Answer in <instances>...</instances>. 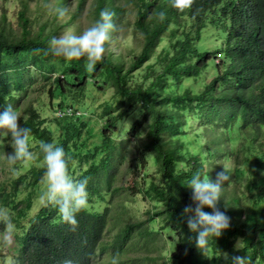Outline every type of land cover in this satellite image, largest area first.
Wrapping results in <instances>:
<instances>
[{"label":"trees","instance_id":"1","mask_svg":"<svg viewBox=\"0 0 264 264\" xmlns=\"http://www.w3.org/2000/svg\"><path fill=\"white\" fill-rule=\"evenodd\" d=\"M217 1L221 12L216 0H197L186 11L171 0H34L32 9L20 0L12 21L0 14V110L23 104L18 123L31 130L34 154L16 162L15 175L5 176L0 162V207L13 228L6 242L0 223V248L8 250H1L0 264H93L108 251L144 252L130 264H154L159 256L150 249L160 242L167 245L163 264H232L235 256L264 264V49L254 50L257 32L243 16L252 11L264 29V0ZM60 8L65 13L57 17ZM101 9L113 13L115 28L92 71L83 56L46 51L52 36L81 34ZM83 13L84 28L75 24ZM249 72L255 76L245 79ZM27 86L33 96L23 102ZM106 89L111 96L97 106L96 90ZM47 110L53 118L42 114ZM42 140L64 148L71 177L88 179V206L75 214L74 227L39 203L46 184ZM7 149L0 145V161ZM127 160L130 176L123 181ZM223 170L229 179L216 207L229 227L203 253L186 226L185 183L193 172L214 180ZM129 178L137 181L134 194L149 202L145 218L124 212L134 188ZM115 255L102 263L122 264Z\"/></svg>","mask_w":264,"mask_h":264},{"label":"clouds","instance_id":"2","mask_svg":"<svg viewBox=\"0 0 264 264\" xmlns=\"http://www.w3.org/2000/svg\"><path fill=\"white\" fill-rule=\"evenodd\" d=\"M196 1L171 0V5L186 11L193 9ZM237 1L246 4L248 0ZM216 4L221 12L222 7L219 6L217 0ZM64 13V8L56 10L57 17L63 16ZM158 16L163 19L164 12L161 11ZM243 16L246 21L250 20V31L255 30L257 32L254 50L257 48L264 49V29L254 22V13L250 11ZM112 17L113 13L110 10L101 9L98 18L81 34L52 36L48 41L46 51L53 56H62L65 59L83 56L87 61L85 64L86 70L92 71L94 64L101 59L105 51V41L108 39L109 32L115 28ZM254 76L249 72L247 77L244 76V78ZM259 97L262 100L263 96L259 95ZM20 118V114L11 104H6L0 110V145L7 143L11 148L10 152L5 153V161L8 165V171L12 175H15L16 162L34 159L28 141L31 130L18 123ZM38 148L42 154V167L46 177L45 187L38 195L39 203L42 206L55 207L61 220L74 227L77 223L75 214L88 206L89 194L86 187L88 179L87 177L75 179L68 174L67 166L70 157L64 148L55 141L42 140ZM228 179L229 175L225 170L218 172L214 180L204 178L199 171H196L185 183L191 189L189 196L191 203L183 208V213L187 215L186 226L189 233H194V246L203 253L207 250L212 238L216 239L224 229L229 227V217L224 211L216 207L217 200L221 197L223 182ZM205 207L210 211H205ZM0 223L4 224L6 228L2 234L3 240L10 242L13 228L6 207H0ZM103 253H109V251ZM99 254L102 253L96 255ZM64 264H71V261L66 260ZM232 264H248V258L232 257Z\"/></svg>","mask_w":264,"mask_h":264},{"label":"rangeland","instance_id":"3","mask_svg":"<svg viewBox=\"0 0 264 264\" xmlns=\"http://www.w3.org/2000/svg\"><path fill=\"white\" fill-rule=\"evenodd\" d=\"M19 3L20 0H0V14H5L6 16V20L7 22L12 21L15 17L16 14V10L19 8ZM28 5L29 8L32 9L33 6L35 5L34 0H28ZM75 24H77L78 26H82L83 28L86 26L87 24V19L85 17V14L83 13L80 17L78 22H76ZM63 34H69V30H65L63 31ZM128 33H130V31H128ZM113 50H115V48H113ZM32 68H30L31 70ZM28 95L26 98L23 99V102H27L28 99L32 98L33 96V92L31 90V88L29 86L26 87ZM96 99L94 102L97 103V106L99 105V102L104 100V98H108L111 96V92L110 90L106 89L104 92L98 91L96 90ZM23 105V104H22ZM22 105L20 106V110L17 111L20 115L22 113ZM44 116H47V118H53V112L52 110H47L44 111L42 113ZM89 118H91L93 120V122L96 124L97 126V120L94 114L88 116ZM9 149H7L5 152L7 153ZM4 158V156H2ZM1 163H3L5 165V171H4V175L8 176V165L5 161V159H3L2 161H0ZM130 167V163L129 160L125 161L123 164H121L120 168H121V172H122V180H126L129 176L130 173L128 171V168ZM148 172L150 174H153L155 172L153 164L152 163H148L147 168ZM155 176V174H154ZM136 180L135 178H129V183L130 185L134 186L133 189H131V191H129L132 195L127 196V200L128 202L125 203V206H127V209L124 211H127V214L131 216V219H140V218H145L146 214L144 212V210L146 208H149V202L147 200H142L141 199V195L139 193L134 194V192L137 190L138 185H136ZM140 183V182H138ZM123 212V213H124ZM111 215H114V212L112 211ZM111 225H113L114 228L118 229L123 225V222H113L111 223ZM149 228L151 229H156L157 227V223L155 221H151L148 223ZM112 233L107 232L105 237L109 238L111 236ZM6 244V243H5ZM7 245V244H6ZM166 248L167 245L164 242H160L156 247H153L150 249V254L149 255H158L159 256V260L154 263V264H163V260H164V255L166 254ZM7 248H0V252L1 250H6ZM110 255H115V253H102L101 255H99L98 257L95 258V264H103L102 260L104 259L105 256H110ZM119 260V262H121L122 264H130V258H135V257H141V258H146L147 254L144 252H135V251H130V252H124L121 254H116L115 255ZM142 264H152L151 262L146 263V261L144 260Z\"/></svg>","mask_w":264,"mask_h":264}]
</instances>
